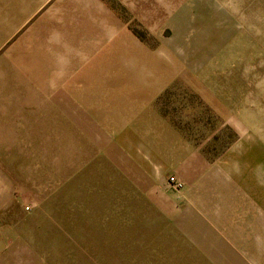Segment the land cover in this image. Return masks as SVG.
I'll return each instance as SVG.
<instances>
[{
  "label": "rangeland",
  "instance_id": "obj_1",
  "mask_svg": "<svg viewBox=\"0 0 264 264\" xmlns=\"http://www.w3.org/2000/svg\"><path fill=\"white\" fill-rule=\"evenodd\" d=\"M171 19L156 37L135 29L172 69L154 101L167 130L152 143L76 132L68 116L55 127L14 116L9 131L0 116V264L191 263L165 235L160 210L184 187L165 162L184 141L212 163L242 128L264 125V0H175Z\"/></svg>",
  "mask_w": 264,
  "mask_h": 264
},
{
  "label": "crops",
  "instance_id": "obj_2",
  "mask_svg": "<svg viewBox=\"0 0 264 264\" xmlns=\"http://www.w3.org/2000/svg\"><path fill=\"white\" fill-rule=\"evenodd\" d=\"M174 4L0 0V101L9 100L0 116L9 118V131L14 116L44 126L53 118L54 127L68 116L76 132L85 123L96 133H140L152 143L151 134L167 130L154 101L172 69L169 75L165 57L159 61V49L135 29L162 35ZM238 132L212 163L184 141L181 155L165 162L184 184L160 210L170 222L165 235L183 245L189 264H264V125Z\"/></svg>",
  "mask_w": 264,
  "mask_h": 264
},
{
  "label": "built area",
  "instance_id": "obj_3",
  "mask_svg": "<svg viewBox=\"0 0 264 264\" xmlns=\"http://www.w3.org/2000/svg\"><path fill=\"white\" fill-rule=\"evenodd\" d=\"M167 181L169 186L173 189H180L182 187V182L172 176H169Z\"/></svg>",
  "mask_w": 264,
  "mask_h": 264
}]
</instances>
